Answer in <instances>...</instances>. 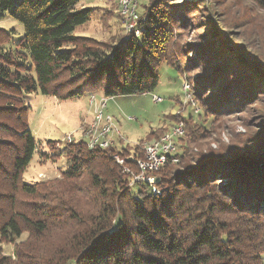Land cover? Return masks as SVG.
Instances as JSON below:
<instances>
[{"label":"trees","instance_id":"16d2710c","mask_svg":"<svg viewBox=\"0 0 264 264\" xmlns=\"http://www.w3.org/2000/svg\"><path fill=\"white\" fill-rule=\"evenodd\" d=\"M79 2L0 0V16L8 14L24 28L22 38L8 48L12 31L0 29V264H264V118L261 129L243 145L207 152L197 147L205 137H197L198 129L187 127L186 121L174 156L178 161L171 158L151 172L160 194L145 181L135 184L137 190L129 186L139 172L136 159L144 158L139 147L125 157L115 144L90 149L82 140L68 143L64 177L75 179L86 170L113 191L108 195L100 187L108 203L67 234L51 254L43 252L40 236L59 224L53 220L54 206L42 207L27 198L37 197L40 190L38 183L23 178L37 141L29 128L31 107L21 93L69 99L97 89L106 97L153 92L172 29H190L189 18L196 19L201 11L191 0H149L139 13L140 35L109 44L75 33L93 13V7L78 8ZM251 2L264 11V0ZM202 3L209 14L207 2ZM205 20L210 22L205 33L196 32L199 41L188 46L194 56L188 67L200 62L206 67L191 92L197 99L207 98L214 116H226L237 99L244 104L258 89L264 92V83L259 88L255 74L248 73L252 68L264 80V52L255 54L231 43L211 16ZM223 48L234 49L238 60L219 55ZM215 88L220 96L208 93ZM173 126H162L146 141ZM115 154L124 156L127 173ZM26 231L30 236L26 244L17 245L16 258L6 255L2 243Z\"/></svg>","mask_w":264,"mask_h":264},{"label":"rangeland","instance_id":"374dc122","mask_svg":"<svg viewBox=\"0 0 264 264\" xmlns=\"http://www.w3.org/2000/svg\"><path fill=\"white\" fill-rule=\"evenodd\" d=\"M148 1H138L139 13L143 12ZM191 1L198 4L201 11L197 16L189 14L188 17H196V19L189 18L192 24L190 29L183 30V26L172 29L167 43L166 58L159 66L160 81L157 88L153 92L108 97L105 113L113 117L119 131L118 136L111 134L109 139L112 145H118V149H122L125 157H130L131 150L136 147L142 150L146 140L156 137L164 125L173 126L180 122L185 124L187 121V127H196L197 137H205L197 144L198 150L203 152L234 144L241 146L247 138L261 129L260 123L264 118L262 89L255 91V97L244 104L241 99H237L235 109L226 116H214L210 111L211 105L205 101L206 97L197 99L192 95L191 89L193 90L197 85L195 81L199 79L200 74L206 72V67L202 66V62L196 68L188 67L194 59L188 46L199 41L200 37L196 32L205 33L204 29L210 24L205 17L211 16L212 21L216 22L219 31L228 41L245 47L247 51L255 54L259 49L264 52V11L251 0ZM202 1L207 2L209 14L205 12L206 8L204 9ZM77 7H93L91 19L76 27L77 35L89 36L109 44H119L130 36L125 30L118 5L114 0H80ZM0 29L12 31V42L6 43V48L13 47L24 35L23 25L8 14L0 16ZM218 54L228 60H238L234 49L223 48ZM243 64L248 65L244 61ZM248 73L255 74L256 85L262 87L264 80L259 76L261 73L257 71L254 73L252 68H248ZM208 93L211 96L221 95L216 88ZM93 94L98 101L105 96L101 89L85 91L81 96L69 99H59L40 92H22L20 95L23 102L31 107L29 128L37 141L33 158L23 178L29 183H38L40 191L37 197L27 198L42 207L54 206L53 220L59 224L50 225L46 234L40 236L39 245L45 254H51L55 250L54 246L56 248L67 234L84 226L85 219L97 215L103 203H108L109 197L101 195L103 189L100 187L106 189L108 195L113 191L104 180H96L95 176L86 170L75 179L65 178L63 174L68 165L66 145L72 140L87 142L86 140L90 138L89 130L96 121L94 110L97 103L91 105L89 101L90 95ZM153 95L160 97L162 101L155 102ZM104 123L102 121L97 125ZM188 138L189 135L184 145ZM124 156L115 154L113 158L127 173L129 168L125 162L120 163L116 158L124 161ZM173 167L182 169L180 166L172 165V169ZM137 175L133 174L130 187H135L137 182H143L136 179ZM157 181L155 177L152 183L155 185ZM154 187L160 189L156 185ZM29 236L30 233L26 231L15 241L2 243L3 252L15 259L17 245L26 244ZM37 241L34 239V242ZM261 255L264 261V251Z\"/></svg>","mask_w":264,"mask_h":264},{"label":"built area","instance_id":"2783aa9c","mask_svg":"<svg viewBox=\"0 0 264 264\" xmlns=\"http://www.w3.org/2000/svg\"><path fill=\"white\" fill-rule=\"evenodd\" d=\"M138 1L139 0H115L119 8L122 22L124 23L125 30L129 33V35L134 34L135 36H139L141 32L138 28ZM90 97L89 101L91 105L97 103V106L94 110L96 114V121H94L95 123L92 124L89 130L90 138L86 140L87 146L90 149L97 147L108 148L112 145V141L109 139L110 135H119V131L114 124L113 117L105 113L108 97L103 96L99 101L94 94L90 95ZM153 100L155 102L162 101V99L156 95H153ZM102 121L105 123L98 126L97 124H100ZM184 134V123L180 122L176 123L170 131L166 132L161 137L144 143L142 148L144 158L136 159V164L139 169L136 179L148 182L152 185L154 194H160V190L157 187H154L155 185L152 182L155 181V176H153L151 172L159 171L171 158L174 162L178 161V159L174 156L179 150V139L183 137ZM70 140L72 139L70 138ZM116 158L118 162H124L123 160L120 161L118 157ZM131 158L135 159L133 155H131Z\"/></svg>","mask_w":264,"mask_h":264},{"label":"crops","instance_id":"0c3cea01","mask_svg":"<svg viewBox=\"0 0 264 264\" xmlns=\"http://www.w3.org/2000/svg\"><path fill=\"white\" fill-rule=\"evenodd\" d=\"M115 2V1H114ZM117 4V3H116Z\"/></svg>","mask_w":264,"mask_h":264},{"label":"bare ground","instance_id":"6f19581e","mask_svg":"<svg viewBox=\"0 0 264 264\" xmlns=\"http://www.w3.org/2000/svg\"><path fill=\"white\" fill-rule=\"evenodd\" d=\"M92 94V93H91Z\"/></svg>","mask_w":264,"mask_h":264}]
</instances>
